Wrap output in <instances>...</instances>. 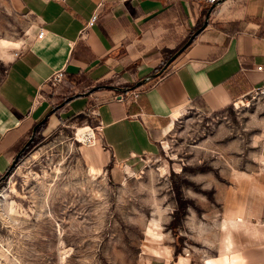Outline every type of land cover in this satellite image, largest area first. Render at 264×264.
<instances>
[{
    "label": "crops",
    "instance_id": "0c3cea01",
    "mask_svg": "<svg viewBox=\"0 0 264 264\" xmlns=\"http://www.w3.org/2000/svg\"><path fill=\"white\" fill-rule=\"evenodd\" d=\"M11 2L38 25L30 37L0 48V174L10 168L34 126L70 97L50 115L49 127L89 113L95 125L86 134L94 131L98 138L94 145L81 146L84 160L94 172L121 180L142 171L147 159L158 155L166 134L187 112L223 110L264 78L257 69L264 63V0L217 5L208 27L160 76L129 92L107 86H133L156 72L211 4ZM95 14L98 18L90 24ZM40 28L46 30L43 38L37 37ZM61 69L68 78L56 89L46 88L45 98L34 105L38 89ZM95 86L102 87L80 95ZM215 188L220 227L216 252L204 264H264V176L245 175L218 182ZM163 241L145 245L147 263L194 264L191 257L176 254L173 242Z\"/></svg>",
    "mask_w": 264,
    "mask_h": 264
},
{
    "label": "rangeland",
    "instance_id": "374dc122",
    "mask_svg": "<svg viewBox=\"0 0 264 264\" xmlns=\"http://www.w3.org/2000/svg\"><path fill=\"white\" fill-rule=\"evenodd\" d=\"M37 25L11 0H0V48L30 37ZM84 115L54 128L47 120L0 174V264H149L145 245L160 239L204 264L216 252L220 227L216 184L264 176V106L238 98L214 113L187 112L158 155L121 180L88 168L86 132L80 137L79 130L95 118Z\"/></svg>",
    "mask_w": 264,
    "mask_h": 264
},
{
    "label": "water",
    "instance_id": "95a60500",
    "mask_svg": "<svg viewBox=\"0 0 264 264\" xmlns=\"http://www.w3.org/2000/svg\"><path fill=\"white\" fill-rule=\"evenodd\" d=\"M225 0H218L216 3L214 4H211L210 8L208 9V12H207V15H206V19L203 23V25L201 27H199L197 30H195V32L190 36V38L187 40V42H185V44L179 48L164 64L163 68L157 72H154L152 74H149L148 76L142 78L141 80H139L136 84H134L133 86H126V87H123V86H107L109 87L110 89H113V90H117V91H121V92H129L131 90H134L136 89L137 87L147 83L148 81H150L151 79H154L158 76H160L162 74V72L164 71L165 68H168V66L174 62L177 57L186 49L188 48L192 43L193 41L196 39L197 36H199L201 34L202 31H204L208 25H209V22H210V17H211V14L214 10V8L221 4L222 2H224ZM102 86H95L94 88H92L89 92H86V93H81L80 95H84V94H91L93 91L95 90H98L99 88H101ZM73 99V97H70L68 98L65 102H62L60 105H58L56 108L52 109L46 116H44V118L38 122L34 128H33V131H32V134H31V137L29 138V140L25 143V146L20 150L19 154L20 155L24 150L25 148L31 144V142L34 140L35 136H36V132L38 130V128L43 125L44 123L47 122V120L49 119L50 115L53 114L54 112H56L59 108H61L63 105H65L67 102L71 101ZM17 155V157H18ZM17 157L15 156L12 164L10 167H12V165H14V162L16 161ZM9 170H7L5 172L8 173Z\"/></svg>",
    "mask_w": 264,
    "mask_h": 264
},
{
    "label": "built area",
    "instance_id": "2783aa9c",
    "mask_svg": "<svg viewBox=\"0 0 264 264\" xmlns=\"http://www.w3.org/2000/svg\"><path fill=\"white\" fill-rule=\"evenodd\" d=\"M125 1V0H120ZM185 1H198V0H185ZM208 4H214L218 0H204ZM98 18V15L95 14L90 21V24H94ZM46 34V30L44 28H40L37 37L43 38ZM257 69L262 71L264 73V63L259 64L257 66ZM68 78L67 73L64 69L55 71L48 80L38 89L37 94L34 98V105L39 104L44 98H45V90L46 88H49L50 90L58 88L66 79ZM137 96V95H136ZM242 99L244 101L249 102H258L259 104L264 106V78L262 80V84L251 91H249L247 94L242 96ZM98 138L97 133L94 131L92 133L86 134V142L89 145H94L96 143V140Z\"/></svg>",
    "mask_w": 264,
    "mask_h": 264
},
{
    "label": "bare ground",
    "instance_id": "6f19581e",
    "mask_svg": "<svg viewBox=\"0 0 264 264\" xmlns=\"http://www.w3.org/2000/svg\"><path fill=\"white\" fill-rule=\"evenodd\" d=\"M86 130H87V128H81V129L79 130V135H80V137H81L82 135H84V133L86 132Z\"/></svg>",
    "mask_w": 264,
    "mask_h": 264
},
{
    "label": "trees",
    "instance_id": "16d2710c",
    "mask_svg": "<svg viewBox=\"0 0 264 264\" xmlns=\"http://www.w3.org/2000/svg\"><path fill=\"white\" fill-rule=\"evenodd\" d=\"M206 9H208V8H206ZM171 64H172V63H171ZM171 64H170V65H171ZM170 65H169V66H170ZM80 117L85 118V115H84V114H81Z\"/></svg>",
    "mask_w": 264,
    "mask_h": 264
}]
</instances>
